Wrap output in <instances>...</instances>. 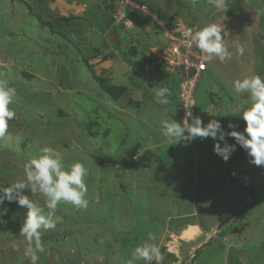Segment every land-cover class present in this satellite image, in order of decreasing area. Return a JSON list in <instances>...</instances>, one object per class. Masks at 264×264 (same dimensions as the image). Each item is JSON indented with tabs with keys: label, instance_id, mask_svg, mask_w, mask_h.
Masks as SVG:
<instances>
[{
	"label": "rangeland",
	"instance_id": "374dc122",
	"mask_svg": "<svg viewBox=\"0 0 264 264\" xmlns=\"http://www.w3.org/2000/svg\"><path fill=\"white\" fill-rule=\"evenodd\" d=\"M139 1L173 23L181 19L198 28L225 23L222 11L208 0ZM247 4L264 16V0H236L233 6L250 10ZM116 9L114 0H0V78L17 89L16 102L10 105L16 118L9 121L8 132L0 138V183L23 181L25 161L46 145L65 163L82 161L89 170L87 209L58 205L59 222L54 231L43 233L45 251L38 254L37 264H126L133 246L142 244L149 234L159 243L162 226L175 223L170 215L196 208L197 168L188 165L192 159L178 160L181 155L162 138L160 121L171 116L174 107L156 104V92L162 86L168 84L173 97L178 94V75L161 70L150 74L145 57L168 39L157 23L146 29L135 23L117 25L113 18ZM249 12L244 21L253 19L252 10ZM62 17L71 22L66 24ZM240 23L237 19L225 28V39H245L237 30ZM132 47L136 54L131 53ZM260 68L258 62L256 70L264 67ZM97 77L128 86V94L112 101ZM229 84L212 69L206 72L196 93L197 115L204 122L209 118L205 110L209 87L230 100L237 95ZM156 129L155 134L152 130ZM227 168L233 181L229 188L209 185L214 199L210 204L219 211L193 218L208 225L217 220L214 231L225 236V241L211 236V243L199 256H189L185 264H264V171L252 165L246 170ZM243 189L257 201L241 222L237 215L247 203L236 209L231 203ZM22 191L43 205L42 195ZM26 211L17 205L16 212L10 210L4 217L6 223L0 224V264H29L24 255L27 242L19 234ZM225 212L231 213L219 230L223 221L214 218ZM171 236L161 252L163 261L176 264L181 250L171 249L170 244L178 240Z\"/></svg>",
	"mask_w": 264,
	"mask_h": 264
},
{
	"label": "clouds",
	"instance_id": "9594fccd",
	"mask_svg": "<svg viewBox=\"0 0 264 264\" xmlns=\"http://www.w3.org/2000/svg\"><path fill=\"white\" fill-rule=\"evenodd\" d=\"M208 4L224 13L228 11L226 0H208ZM224 30V26L207 23L200 26L198 30L188 28L185 35L190 42L189 46L194 43L203 54V61L212 62L218 59L224 63L230 61L233 56L225 43ZM236 54L243 56L245 48L237 47ZM167 74H177L180 86L178 73L167 72ZM232 86L235 93L244 96V102L239 105L241 118L244 121L242 129L237 123L231 121L225 127L213 116L205 123L200 115H195L197 105L195 93L194 114L190 110L191 107L181 120L174 118L175 113L171 116L167 114L160 121L162 135L168 139H175L176 143H183L184 146L196 139L201 141L211 139L213 153L221 157L224 162H227L239 147L245 153L250 165L264 171V76L259 73L245 75L233 80ZM169 95L170 91L166 86H162L156 92L158 102L163 105L169 103ZM16 98L17 89L10 86L9 80L0 78V138H4L8 132L9 121L16 118L15 110L10 107L16 102ZM178 110L180 111V106ZM229 140L232 142L230 143ZM23 173V181L8 186L0 184V224L6 223L4 217L10 211L5 201L8 204L14 202L18 207L27 209L26 215L19 222V234L27 242L24 255L28 258L29 264H37L40 259L38 254L45 251L42 241L43 233L54 231L59 222V217L56 216L58 205L64 203L77 210L87 209L89 201L86 199L88 193L86 178L89 170L82 161L65 163L53 147L46 145L35 156L25 161ZM233 175L236 174L233 173ZM24 189H30L32 194L42 195L43 205L24 194L22 191ZM163 259L161 246L155 243V237L149 234L142 244L133 246L126 264H140L141 261L144 264H153V262L163 264Z\"/></svg>",
	"mask_w": 264,
	"mask_h": 264
},
{
	"label": "crops",
	"instance_id": "0c3cea01",
	"mask_svg": "<svg viewBox=\"0 0 264 264\" xmlns=\"http://www.w3.org/2000/svg\"><path fill=\"white\" fill-rule=\"evenodd\" d=\"M226 3L228 5V11L226 13L222 11L223 14L220 16L225 22L224 28H230V24H232L234 20H241V23L237 26V30L240 31V33L242 34V36L245 37V39L233 41L234 39L229 40L228 37L225 39L226 35H223L226 45L229 47V50L233 53L232 59L224 63H221L218 59L213 60L212 62H207V71L212 69L221 78L225 77L230 83L229 86L235 92L232 86V81L236 78L256 73H259L261 76H264V16H261V13L258 14L257 10L253 11V9L250 8V5L248 4L247 5L250 10L242 11L237 9V7L233 6H236V0H226ZM229 3L231 7H229ZM251 10L254 16L253 19H250V17H246V21H244V16H249V14L251 13L249 11ZM238 13L240 16L238 15ZM233 24H235L236 26V23ZM239 46H243L245 48V54L243 56H239L236 54V48ZM258 62L261 63L260 70L263 68L262 71L259 72L256 70ZM206 72L203 74L202 80L204 79ZM165 86H168V84ZM212 87H209L210 93L208 97L210 98L208 99L209 102L205 109L208 113L209 118H207L205 123L212 118L211 116H213L220 120L225 127L227 126L228 122L231 121L237 123L242 129L244 126V121L241 118L239 105L244 102V96L233 92L237 96L232 97L230 100H227L223 98L219 92L214 94V89ZM146 90L148 91V89ZM150 91H153L152 87ZM127 92H129L128 86ZM170 99L172 100L170 101ZM168 100L169 103L173 105L175 113V110L177 108L175 106V103H177V100H173L170 95L168 96ZM152 101L153 103L156 102L154 100ZM156 104H158L160 107L162 106L160 103ZM197 113L198 112L196 111L195 115H197ZM152 127L155 126L153 125ZM152 132L156 134L157 129L152 130ZM162 138L169 144L173 145L175 147V151L181 155L177 157L178 160L181 157H185L187 160L192 159L193 163L192 161H189L188 165H195L194 168H197L195 173L198 177L194 181L193 192L194 200L196 201V208L193 210V212H180L178 215H176V217L170 215L169 218H171L172 221L174 220L175 223L172 224V222L169 221L166 222L165 226H162L163 232L160 236V240L158 243L159 246H162L163 243H165L168 239L172 237L171 235H173L174 239L177 238L178 240L176 242L170 244L171 249L181 250V254H179V258L175 261V263L185 264L184 261L185 259L187 260L189 256L193 257L195 253L196 255L194 259L199 256L200 251L211 243V240H209L211 236L214 237V239L218 238L219 241H225V236H220L221 233L219 231L216 233L214 231V227L218 225L217 224L215 226L217 220L216 222L215 220H213L214 222H210L208 225L203 224V222H201V220L199 219H193L196 217L200 218L201 215H207L209 212L212 213V210L213 213L219 211H216L218 206L210 204L214 201V199L211 197V194H209V185L218 183L221 187L226 188L227 186V188H229V184L233 183V181L229 176V170L227 167L230 166L231 169L242 167L243 170H246L250 169L251 165L248 163L245 153L239 147H237V150L233 153V155L227 162H223V159L221 157L213 153V141L211 139H206L203 141H201L200 139H196L195 141L188 144L189 150L186 152L184 150L183 143H176L175 139H168L163 136ZM229 142L231 143L232 140H229ZM132 152L136 154L139 151H137L136 149H132ZM250 200V192H248L246 189H243L242 195L233 196V201L231 204H233L232 206H235L234 209H236L244 205L245 203L248 204ZM231 212H225L224 214L219 213L221 216L214 219H218V223H220L224 221V219ZM162 250L163 249L161 248V251ZM153 264H155V262H153ZM163 264L171 263L163 261Z\"/></svg>",
	"mask_w": 264,
	"mask_h": 264
},
{
	"label": "built area",
	"instance_id": "2783aa9c",
	"mask_svg": "<svg viewBox=\"0 0 264 264\" xmlns=\"http://www.w3.org/2000/svg\"><path fill=\"white\" fill-rule=\"evenodd\" d=\"M114 3H116L117 9L113 14V18L117 25L131 26L134 24L133 20L127 14L129 7L153 18L155 23L158 24L168 39V43L159 48L155 54L164 63L167 72H176L179 74L180 86L178 99L180 120L190 107V110L194 114L196 88L202 74L207 68V62L203 61V54L195 47L194 43L189 46L190 42L185 33L188 28H193L194 30H198L199 28L188 26L181 19L174 20L173 27H169L163 21L158 23V14L151 11L146 5L140 4L135 0H114Z\"/></svg>",
	"mask_w": 264,
	"mask_h": 264
},
{
	"label": "trees",
	"instance_id": "16d2710c",
	"mask_svg": "<svg viewBox=\"0 0 264 264\" xmlns=\"http://www.w3.org/2000/svg\"><path fill=\"white\" fill-rule=\"evenodd\" d=\"M28 1H40V0H28ZM135 1L140 3V4L146 5L151 11L155 12L146 3L141 2L139 0H135ZM155 13L158 14V16L162 19V21L165 24H167L169 27H173V25H174L173 21H171L169 19H165V17L162 14H159L157 12H155ZM127 14L130 17V19L133 20V22L135 23L136 27H139V28L146 29L148 27H151L152 24L155 23V20L153 18L138 12L136 9H134L132 7H129L127 9ZM62 20L65 21V23L66 22H68V23L71 22V20L68 19L67 17H62ZM68 23H66V24H68ZM136 29H138V28H136ZM55 32H57V30ZM61 33H63V32H61ZM116 42H117V47H119L120 43L118 41H116ZM136 50H137L136 48L132 47L131 48V53L136 54L137 53ZM112 55H113V53H112ZM145 57H146V62H147V69H148V72L150 74L151 73L153 74V73H156V72H160V70L167 73L164 63L158 59V57L156 56L155 52H152L148 56L145 55ZM154 75H156V74H154ZM27 76L30 77V73L29 74L27 73ZM97 79L100 81L102 89L107 92V95L109 96V98L112 101H120V100H122V97H123L124 94L125 95L128 94L127 86H125V85H115L113 83H110L109 82L110 80L108 78L106 79V78L97 77ZM170 96L173 98V100H178V94L174 95V97L171 94H170ZM134 102L130 101V103H134ZM176 102L177 103H175V106L177 108L175 110V118L177 120H180V117H179L180 111L178 110L179 101H176ZM3 185L8 186V185H11V184H3ZM256 201L257 200L255 199V197H253V199L246 205L244 210H242L241 212L238 213L237 216H240L239 221H241V222L243 221V219H242V218H244L243 215L245 214V212L248 209H250L256 203ZM5 205L10 208L11 214L16 212V207H17L16 203L13 202L11 204H8V202L5 201ZM262 248L264 249V246Z\"/></svg>",
	"mask_w": 264,
	"mask_h": 264
},
{
	"label": "water",
	"instance_id": "95a60500",
	"mask_svg": "<svg viewBox=\"0 0 264 264\" xmlns=\"http://www.w3.org/2000/svg\"><path fill=\"white\" fill-rule=\"evenodd\" d=\"M225 223H227V219H226V220H224V221H223V223H222V224H220V225L218 226L219 230H220V229L223 227V225H224Z\"/></svg>",
	"mask_w": 264,
	"mask_h": 264
}]
</instances>
